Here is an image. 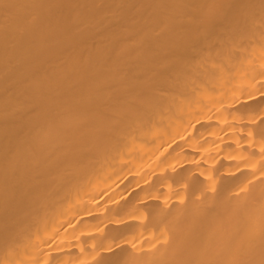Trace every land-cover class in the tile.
<instances>
[{"label":"bare ground","instance_id":"bare-ground-1","mask_svg":"<svg viewBox=\"0 0 264 264\" xmlns=\"http://www.w3.org/2000/svg\"><path fill=\"white\" fill-rule=\"evenodd\" d=\"M0 264H264V0H0Z\"/></svg>","mask_w":264,"mask_h":264}]
</instances>
